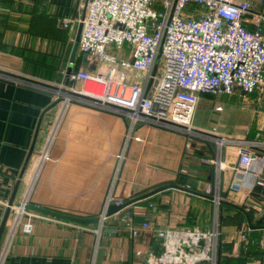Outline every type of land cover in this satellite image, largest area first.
<instances>
[{
    "label": "crops",
    "instance_id": "0c3cea01",
    "mask_svg": "<svg viewBox=\"0 0 264 264\" xmlns=\"http://www.w3.org/2000/svg\"><path fill=\"white\" fill-rule=\"evenodd\" d=\"M78 14L77 0H1L0 53L21 58L25 67L34 69L23 74L37 78L35 70L42 74L54 72L62 76L60 83L68 82L67 76L75 70L106 72L108 65L98 64L79 47L71 62L75 42L72 38H76L79 24L65 28L58 20L74 19ZM247 26L254 27L251 23ZM108 51L121 58L130 55L128 45L121 50L110 45ZM7 62L11 61L0 56L1 64ZM133 78L131 71L129 80ZM74 85L79 87L80 82ZM233 93L245 97L242 91ZM204 95L215 96L203 93L201 97ZM252 95L264 100V92L257 90L248 96ZM55 101L48 91L0 79V199L11 198L40 118ZM214 111L207 119L203 115L197 119L196 110L193 120L196 128L217 126L227 133L211 121ZM255 124L256 128L251 126L243 134L229 131L227 134L263 141L254 151L257 156H264V115ZM188 142L191 152L185 150ZM211 143L155 125L139 123L131 127L130 120L120 114L80 102L66 107L57 102L42 117L15 199L30 175L34 153L44 150L47 144L49 159L41 166L31 203L52 210L86 217L98 215L115 176V196L125 200L176 182L179 177L182 182L178 184L213 197L214 166L201 161L202 156L213 157ZM242 167L238 146L229 145L223 156L222 190L227 192L223 201L240 205L249 214L245 216L232 208L222 211V264H250L264 252L260 243L264 234V227L260 226L264 222V160L253 159L246 174L240 171ZM149 203L155 208L151 209ZM212 205V198L169 188L127 205L110 215L102 227L90 224L85 230L76 224L38 221L32 233H17L1 264H146L152 252L158 254L163 250L158 229L207 228ZM5 211L0 203V223ZM148 213H152L153 228L145 230L140 227ZM133 228H139L135 235ZM242 231L247 234V241L239 239ZM5 232L6 225L1 242Z\"/></svg>",
    "mask_w": 264,
    "mask_h": 264
},
{
    "label": "built area",
    "instance_id": "2783aa9c",
    "mask_svg": "<svg viewBox=\"0 0 264 264\" xmlns=\"http://www.w3.org/2000/svg\"><path fill=\"white\" fill-rule=\"evenodd\" d=\"M77 2L78 16L59 18V25L72 29L82 23L80 51L95 58L98 64L108 65L107 71L75 70L67 76L68 82L50 83L23 74L12 65H17V57L0 53L14 62L10 65L0 63V79L52 92L63 107L80 102L120 114L130 120L131 127L150 124L181 132L189 139L212 142L213 157H201L203 163L212 164L215 169L209 225L202 229H158L163 250L158 254L152 252L146 264H222L223 156L229 145L238 146L243 166L240 171L246 174L253 159L264 160L263 155L257 156L254 151L263 141L227 134L217 126L200 130L193 120L203 93L222 95L240 90L244 91L243 96H248L257 90L264 92V0ZM248 23L254 27L249 28ZM110 45L118 50L128 45L129 57L121 58L109 52ZM131 71L134 78L129 80ZM76 82H80L79 87L74 85ZM223 108L221 104L215 107L217 111ZM48 146L34 153L30 175L14 202L10 205L9 200L0 199L5 209L10 208L6 234L0 244V264L17 233H32L38 221L55 220L89 229L90 224H78L27 207L41 166L49 159ZM191 148L188 142L186 151L191 152ZM115 186L116 176L98 214L99 223L94 225L103 226L109 217L110 204L126 201L115 196ZM149 207L152 209L155 205L149 203ZM152 220V213H148L140 228L152 229ZM132 231L135 235L139 228ZM239 239L247 241V234L240 232ZM260 243L264 249V234ZM250 264H264V252Z\"/></svg>",
    "mask_w": 264,
    "mask_h": 264
},
{
    "label": "rangeland",
    "instance_id": "374dc122",
    "mask_svg": "<svg viewBox=\"0 0 264 264\" xmlns=\"http://www.w3.org/2000/svg\"><path fill=\"white\" fill-rule=\"evenodd\" d=\"M14 54L16 55V53ZM11 63L14 62H7V65ZM21 63L22 59L19 58L17 65H12L18 67L20 72L28 69L34 71V69L25 67V65ZM35 75L37 79L53 83H60L63 79L62 76L59 74L55 75L54 72H52V74H42L39 70H35ZM235 94L236 93L231 95L202 96L197 106V119H201L202 115L207 119L209 114L215 110L214 107L221 104L224 107L223 110L218 112L214 111L215 114H213L211 121L218 123L223 131L227 133L229 131V133L243 134L249 127L251 128V126H253L252 128H256V120L264 115V100L258 98L256 95L241 97V93ZM259 115L261 117H259Z\"/></svg>",
    "mask_w": 264,
    "mask_h": 264
},
{
    "label": "water",
    "instance_id": "95a60500",
    "mask_svg": "<svg viewBox=\"0 0 264 264\" xmlns=\"http://www.w3.org/2000/svg\"><path fill=\"white\" fill-rule=\"evenodd\" d=\"M81 29H82V23H79L78 30H77V35H76L75 42H74V45H73V48H72L71 62H74V59H75V56H76V53H77V50H78V47H79V37H80ZM155 72H156V67L153 69V74ZM36 82L43 84L42 82H38V81H36ZM27 87H30V86H27ZM31 88H34V89H37V90H41V89L35 88V87H31ZM42 91H44V90H42ZM48 93H50V95L53 96V93L52 92H49L48 91ZM243 93H244V91H243ZM59 101H60V99H56L55 103H57ZM55 103H53V105ZM52 106H50V107H52ZM50 107L49 108H46L44 110V112H43V114H42V116L40 118L41 120H42V117L45 114V112L48 109H50ZM41 120L39 121L37 130H36V134H35V138H34L35 140L37 138V133L39 131V127H40V124H41ZM35 140L33 141V144L30 147V150H29V153H28L26 162H25V164H24V166L22 168V171L20 173V178H19L18 182L15 185V189L13 191V194H12L11 198L9 199V204L10 205L15 200L16 192H17L18 187H19V184H20V179L22 178L23 173H24V171L26 169V166L28 164V161H29V159H30V157H31V155L33 153L34 145H35ZM257 155H259V154H257ZM213 184H214V168H213V173H212V191H213ZM169 188H176V189L183 190V191H186V192L191 193V194L203 196V197H206V198H212V195L211 194L200 192V191H198L196 189H193L191 187L178 184L176 182H169V183L160 185L158 187H155V188H153V189H151V190H149L147 192H144V193H142V194H140L138 196H135L133 198H130L129 200H126L122 204H115V203L110 204L109 207H108V209H107V215L110 216V215H112V214H114V213L122 210L127 205H129V204H131L133 202L148 199V198L154 196L155 194H157V193H159V192H161L163 190L169 189ZM222 196L223 197H226L227 196V192L226 191H222ZM234 205L237 206L238 208L242 209L243 211H245V209L242 206L236 205V204H234ZM27 207L29 209L38 211L40 213L48 214V215H51V216H54V217H57V218H61V219H64V220H68V221H71V222H75V223H78V224L88 225V224H97V223H99V217H98V215L88 216V217H86V216H80V215H77V214H71V213H66V212H60V211H57V210H52L50 208H46L44 206H41V205H38V204H34V203L28 204ZM9 212H10V208L8 207V208H6L5 214H4L3 219H2V221L0 223V243H1L2 235H3V231H4V228H5V225H6V221H7V218L9 216ZM250 226H252V225L250 224Z\"/></svg>",
    "mask_w": 264,
    "mask_h": 264
},
{
    "label": "trees",
    "instance_id": "16d2710c",
    "mask_svg": "<svg viewBox=\"0 0 264 264\" xmlns=\"http://www.w3.org/2000/svg\"><path fill=\"white\" fill-rule=\"evenodd\" d=\"M177 183L178 182H182L181 180H180V177L177 179V181H176ZM184 183V182H183ZM226 208V210L227 209H235V211H239V212H243L244 213V215L245 216H248V212H245V211H243L242 209H240V208H238L237 206H235L233 203H231V202H229V201H223L222 202V211L224 212V209ZM260 226L261 227H264V222H262L261 224H260ZM220 249H221V247H220ZM251 253V252H250Z\"/></svg>",
    "mask_w": 264,
    "mask_h": 264
}]
</instances>
